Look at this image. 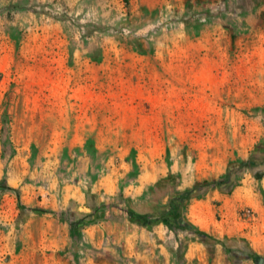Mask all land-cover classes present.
Returning <instances> with one entry per match:
<instances>
[{"label":"rangeland","instance_id":"1","mask_svg":"<svg viewBox=\"0 0 264 264\" xmlns=\"http://www.w3.org/2000/svg\"><path fill=\"white\" fill-rule=\"evenodd\" d=\"M262 203L264 0H0V264H264Z\"/></svg>","mask_w":264,"mask_h":264},{"label":"crops","instance_id":"2","mask_svg":"<svg viewBox=\"0 0 264 264\" xmlns=\"http://www.w3.org/2000/svg\"><path fill=\"white\" fill-rule=\"evenodd\" d=\"M67 60H62V63L60 65V68H57L56 66L48 65L45 66L44 70L48 73H44L45 75H49L52 71H56V73L59 75V73L64 72L66 68V62ZM54 68V69H53ZM43 116V113L41 114ZM33 140V137H25V141H31ZM83 140H86L84 138ZM29 152L25 151V183L22 186V190L24 191V203H25V213H24V226H25V259H27V255L31 254L29 253L28 248L34 249L31 252H34L35 250L39 249L40 238L43 240V238L46 237V235H50V237H53L56 235L54 224L55 222H58L59 219H55V216L53 217L52 212H44V208H56V200L52 197V194H49V197H46V191L45 189L38 184L36 181L40 179V173L36 171L34 174L33 171H29L26 169V158L28 157ZM30 177H37L33 181H29ZM261 209L260 212H258V218L262 219V236L264 238V203L259 204V207ZM43 210V211H42ZM47 222L49 225L47 226ZM68 229L67 227L63 228L61 230V236H67ZM253 237V236H252ZM257 248L261 249L262 252H264V243H258Z\"/></svg>","mask_w":264,"mask_h":264},{"label":"trees","instance_id":"3","mask_svg":"<svg viewBox=\"0 0 264 264\" xmlns=\"http://www.w3.org/2000/svg\"><path fill=\"white\" fill-rule=\"evenodd\" d=\"M256 176L259 178V177L262 176V174H261V173H257ZM204 182L207 183L206 181H204ZM217 182H218V183H221V182H219V180H214V181L212 182V185H215ZM255 256H256V255H255Z\"/></svg>","mask_w":264,"mask_h":264}]
</instances>
